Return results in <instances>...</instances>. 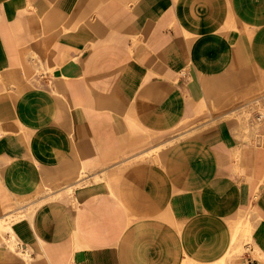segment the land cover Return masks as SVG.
Returning <instances> with one entry per match:
<instances>
[{"label":"crops","instance_id":"1","mask_svg":"<svg viewBox=\"0 0 264 264\" xmlns=\"http://www.w3.org/2000/svg\"><path fill=\"white\" fill-rule=\"evenodd\" d=\"M253 71L264 0H0V264H264Z\"/></svg>","mask_w":264,"mask_h":264},{"label":"rangeland","instance_id":"2","mask_svg":"<svg viewBox=\"0 0 264 264\" xmlns=\"http://www.w3.org/2000/svg\"><path fill=\"white\" fill-rule=\"evenodd\" d=\"M253 78L257 86L253 88L252 98L248 100L249 103L237 105L241 113L233 118L238 124L236 130L238 138L264 149V74L253 71ZM253 154L255 166L259 163L262 167V178L264 177V151ZM261 182L262 180H260ZM21 217V214H17L9 222L13 223ZM3 229L6 230V228ZM240 253L243 254L244 251L240 250Z\"/></svg>","mask_w":264,"mask_h":264}]
</instances>
